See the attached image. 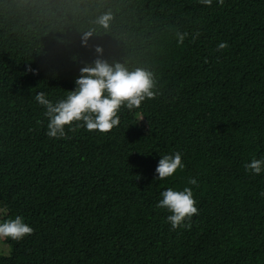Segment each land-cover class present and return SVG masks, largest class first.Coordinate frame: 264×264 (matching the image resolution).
<instances>
[{
    "label": "trees",
    "instance_id": "16d2710c",
    "mask_svg": "<svg viewBox=\"0 0 264 264\" xmlns=\"http://www.w3.org/2000/svg\"><path fill=\"white\" fill-rule=\"evenodd\" d=\"M98 58L150 72L153 96L106 133L48 137L35 95ZM261 156L264 0H0V211L33 228L0 264H264ZM189 176L198 212L173 229L155 205Z\"/></svg>",
    "mask_w": 264,
    "mask_h": 264
},
{
    "label": "clouds",
    "instance_id": "9594fccd",
    "mask_svg": "<svg viewBox=\"0 0 264 264\" xmlns=\"http://www.w3.org/2000/svg\"><path fill=\"white\" fill-rule=\"evenodd\" d=\"M217 2L222 3L223 0ZM200 3L210 5L212 0H200ZM101 22L103 23V20ZM179 40H183L182 35ZM86 42L87 36L82 39V43ZM224 47L225 42L217 45V48ZM97 51L99 52V49ZM79 73L75 79V87L69 89L65 96L55 103L43 92L35 95L36 102L44 107V115L48 118L45 129L48 137H65V125L68 126V131L83 127L87 131L106 133L118 125L117 112L121 106L131 111L138 108L145 98L153 96L152 74L144 69L128 71L119 64L112 66L98 58L91 65L82 66ZM184 167L180 152L160 155L155 168V178L163 180L171 177ZM244 168L252 174L264 172V156L251 158L245 162ZM196 184L197 180L189 176L182 188L167 187L159 193L161 198L155 206L169 213L165 220L170 223L171 228L187 227L184 221L198 212L193 195V186ZM32 231V226L22 215L10 216L0 222V240L10 238L18 241Z\"/></svg>",
    "mask_w": 264,
    "mask_h": 264
},
{
    "label": "rangeland",
    "instance_id": "374dc122",
    "mask_svg": "<svg viewBox=\"0 0 264 264\" xmlns=\"http://www.w3.org/2000/svg\"><path fill=\"white\" fill-rule=\"evenodd\" d=\"M12 216V214L2 213L0 211V222H2L5 218ZM8 247L4 244L3 240H0V253H7Z\"/></svg>",
    "mask_w": 264,
    "mask_h": 264
}]
</instances>
